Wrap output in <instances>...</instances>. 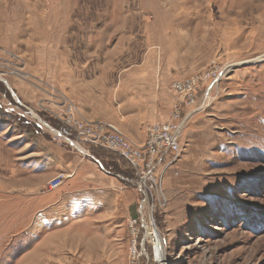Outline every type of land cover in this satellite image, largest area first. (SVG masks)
Listing matches in <instances>:
<instances>
[{"label":"rangeland","instance_id":"1","mask_svg":"<svg viewBox=\"0 0 264 264\" xmlns=\"http://www.w3.org/2000/svg\"><path fill=\"white\" fill-rule=\"evenodd\" d=\"M177 107L168 203L146 218L164 264H264V0H0V264H130L135 171L93 147L106 170L87 154L50 188L58 149L79 153L60 133L79 120L143 145Z\"/></svg>","mask_w":264,"mask_h":264},{"label":"built area","instance_id":"2","mask_svg":"<svg viewBox=\"0 0 264 264\" xmlns=\"http://www.w3.org/2000/svg\"><path fill=\"white\" fill-rule=\"evenodd\" d=\"M219 79L220 77L217 76L216 80ZM179 89L180 91L188 90V95H190L189 104L193 105L195 103L194 83L192 81H189L188 85L182 83L179 85ZM186 120L187 117L181 119L180 109L177 107V114L174 120L165 123H155L148 127V137L143 145L133 144L113 125L98 126L92 129L79 120H74L73 125H69L77 133L76 140H72L68 136L60 133V136L68 142L72 144L76 143L79 146L77 149L81 150L80 148H82L81 152L83 153L89 154V150L84 148L82 144L88 148L100 147L110 152L118 153L128 161L129 165L135 171V178H123L130 183H135L144 195V200L139 209V217L130 220L129 223V232L131 234L130 264H138L140 257L147 254L145 249L146 244L151 245L154 262L159 264L166 262V249L163 239L162 247L165 261H162V258L160 259L155 253L158 240L155 238L154 228H156V224L154 217L150 215V222H146V218H148V213H152L153 209L156 210L161 206L165 207L168 203L162 178L165 170L170 165H173L180 157V134ZM95 160L103 170H106L98 159L95 158ZM69 177L70 174L59 172L50 181V188L54 189L59 187ZM151 205L153 209L150 211L148 208ZM143 231L144 238L140 243V233Z\"/></svg>","mask_w":264,"mask_h":264},{"label":"crops","instance_id":"3","mask_svg":"<svg viewBox=\"0 0 264 264\" xmlns=\"http://www.w3.org/2000/svg\"><path fill=\"white\" fill-rule=\"evenodd\" d=\"M133 138H135L137 141H144V139H145V136L143 137L141 134H140V136L137 134L136 135V137L135 136H133ZM90 148V152H89V154L88 153H83V152H81V150H79L78 149V152L80 153H75L74 151H72V150H68L67 152H64L63 150H61V149H58L59 151L58 152H56L57 154H56V164H55V166H53L54 165V163H50L49 161H48V163L47 162H45V158L40 162V160L38 159L37 161H38V163L39 164H41V163H45V164H50L51 166H53V170H52V172H51V176L53 175V174H55V173H59V172H65V173H67V174H70V177L69 178H71L72 177V175L74 174L73 173V171L74 172H76L77 171V169H76V167H77V165L78 164H80V163H83V162H85V160H86V157L88 156V155H92L94 158H96V159H98L100 162H101V164H102V161H104L105 163H109V164H111L110 162H111V158H110V156L105 152V151H103V150H101V149H95V148H93V147H89ZM88 154V155H87ZM82 155V156H81ZM46 159H47V157H46ZM48 160V159H47ZM89 162H90V164L92 165V166H94L95 167V171L97 170L96 168V166L98 165V163H97V161H96V163H94L95 161L93 160H89ZM99 167H100V165H98ZM104 167V166H103ZM101 168V167H100ZM65 169H67V170H65ZM71 170H72V172H71ZM76 170V171H75ZM106 176V174H104V175H100L99 177V181L100 182H105V180H104V177ZM108 176V175H107ZM83 178L84 179H86L87 177L86 176H83ZM88 178H90V179H97L98 180V177H97V175H95L94 173H92V174H90L89 176H88ZM116 179V178H115ZM111 183H113L112 181H110Z\"/></svg>","mask_w":264,"mask_h":264},{"label":"bare ground","instance_id":"4","mask_svg":"<svg viewBox=\"0 0 264 264\" xmlns=\"http://www.w3.org/2000/svg\"><path fill=\"white\" fill-rule=\"evenodd\" d=\"M74 146L79 147L77 144H75ZM80 149L82 150V148H80ZM156 230H157V228H156ZM155 238L158 240L156 250H155L156 256L160 257V259L162 258V261H163L162 239H161L158 231L156 232Z\"/></svg>","mask_w":264,"mask_h":264}]
</instances>
